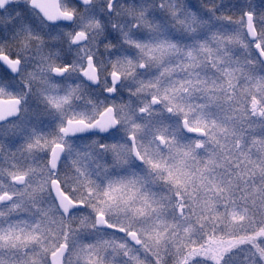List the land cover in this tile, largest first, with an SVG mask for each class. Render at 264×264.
<instances>
[{"label": "snow or ice", "instance_id": "obj_1", "mask_svg": "<svg viewBox=\"0 0 264 264\" xmlns=\"http://www.w3.org/2000/svg\"><path fill=\"white\" fill-rule=\"evenodd\" d=\"M0 264H264V0H0Z\"/></svg>", "mask_w": 264, "mask_h": 264}]
</instances>
